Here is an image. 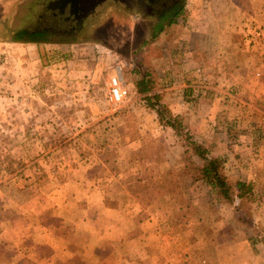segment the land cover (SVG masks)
<instances>
[{
  "label": "crops",
  "instance_id": "1",
  "mask_svg": "<svg viewBox=\"0 0 264 264\" xmlns=\"http://www.w3.org/2000/svg\"><path fill=\"white\" fill-rule=\"evenodd\" d=\"M0 1L11 7L17 0ZM237 2L192 6L185 25L173 23L160 35L166 45L155 65L162 106L184 117L190 134L225 161L231 204L245 202L238 183L251 187L254 222L241 213L228 214L227 201L214 198L203 180L192 179L186 186L195 214H188L186 203H181L187 216L181 224L171 209L164 211L163 197L151 198L125 183L119 197L96 186L76 210L68 212L67 205H60V212L38 216L37 222L28 214L26 248L14 243L19 236L13 227L1 236L0 264H264V247L250 243L256 224H264V17L254 9L244 13ZM204 13L208 18H201ZM248 22L262 27L260 47L250 46ZM172 42L183 48L180 58L171 57ZM117 71L124 76L122 67ZM161 141L167 145L164 138ZM153 158L151 174L184 167L179 145L175 151L162 148ZM193 160L202 165L198 156ZM140 183L144 190L153 184ZM150 198L162 208L150 212L147 220L141 212ZM58 258L65 262L57 263Z\"/></svg>",
  "mask_w": 264,
  "mask_h": 264
},
{
  "label": "rangeland",
  "instance_id": "2",
  "mask_svg": "<svg viewBox=\"0 0 264 264\" xmlns=\"http://www.w3.org/2000/svg\"><path fill=\"white\" fill-rule=\"evenodd\" d=\"M226 1L186 0L183 11L154 35L131 20L115 27L107 22L98 31L99 36L89 42L0 44V239L14 227V234L19 236L14 243L26 248L28 214H34L37 222L38 216L60 212L64 205L68 206V212L76 210L81 199L96 186L119 197L120 185L125 183L135 192L139 188L142 194L154 198L138 185L140 181L153 183L169 169L157 175L149 171L154 165L152 157L155 153L160 155L162 148L175 151L178 145L182 147L184 167L172 169L185 168L184 143L190 133L185 118L169 110L173 117H179L186 131L173 129L159 113L162 103L159 102L158 108L149 106L135 81L142 72L152 71L156 80L148 95L159 93L155 59L166 45L160 42V35L173 23L185 25L192 6L202 8L210 3L221 7ZM236 1L244 7V13L254 9L264 17V0ZM1 4L0 1V17L10 9V4ZM206 15L201 14V18H208ZM248 23L251 31L248 35L253 38L250 46L260 47L262 27ZM172 43L175 51L171 57L180 58L183 48L177 42ZM118 67L123 69L125 78L123 75L122 78L130 93L124 103L116 105L109 91L110 79ZM173 178L182 181L183 188H176V197H163L162 204L164 211L171 209L181 224L187 217L181 203H186L188 214H195L194 204L188 201L190 192L185 190L193 177ZM112 184L113 187L107 186ZM250 196L245 195V202L237 206L226 200L227 213H241L245 220L254 222ZM151 198L144 205L146 211L141 212L147 220L150 212L162 208L154 205ZM255 232L250 243L264 247V224H256ZM60 261L65 262L58 258L57 263Z\"/></svg>",
  "mask_w": 264,
  "mask_h": 264
},
{
  "label": "flooded vegetation",
  "instance_id": "3",
  "mask_svg": "<svg viewBox=\"0 0 264 264\" xmlns=\"http://www.w3.org/2000/svg\"><path fill=\"white\" fill-rule=\"evenodd\" d=\"M186 0H17L0 18V42L36 45L89 42L110 27L137 22L157 34L184 9Z\"/></svg>",
  "mask_w": 264,
  "mask_h": 264
},
{
  "label": "trees",
  "instance_id": "4",
  "mask_svg": "<svg viewBox=\"0 0 264 264\" xmlns=\"http://www.w3.org/2000/svg\"><path fill=\"white\" fill-rule=\"evenodd\" d=\"M237 4L242 6L239 2H237ZM141 74L140 78L135 81L136 88L140 94H145L149 102V106L152 108H158L159 102L161 101V95L159 93H154L152 96L148 95L149 91L154 88L156 73L148 70L142 72ZM159 113L161 114L162 119L173 129H176L179 132L182 130L186 131L179 117H173L167 107L160 106ZM165 114L172 116L173 119H169ZM186 135L184 143V146L186 147L185 152L187 153L185 168L182 171H176L169 168L162 172L159 177L154 180L150 188H147L149 194L152 197H176L178 195H176V193H178L176 188L183 187L180 185L182 181L175 180L173 176L178 175L183 178L190 175L195 181L203 180L208 183L213 194L217 196V198L231 201L232 186L230 185L224 170L225 161L221 157L212 156L210 154V149L204 144L198 142L192 134L187 133ZM193 156H198L202 160V165H198L193 160ZM238 187L240 188V197L252 193L250 186L238 183ZM181 210L182 209L180 208V211ZM174 220L176 221V218H174Z\"/></svg>",
  "mask_w": 264,
  "mask_h": 264
},
{
  "label": "built area",
  "instance_id": "5",
  "mask_svg": "<svg viewBox=\"0 0 264 264\" xmlns=\"http://www.w3.org/2000/svg\"><path fill=\"white\" fill-rule=\"evenodd\" d=\"M200 72V70H199ZM260 75V73H259ZM129 88L127 87L125 81L121 77V75L116 72L115 75H113L110 79V99L111 101L118 105L122 104L126 101V99L129 96Z\"/></svg>",
  "mask_w": 264,
  "mask_h": 264
},
{
  "label": "water",
  "instance_id": "6",
  "mask_svg": "<svg viewBox=\"0 0 264 264\" xmlns=\"http://www.w3.org/2000/svg\"><path fill=\"white\" fill-rule=\"evenodd\" d=\"M121 77H122V74L120 73Z\"/></svg>",
  "mask_w": 264,
  "mask_h": 264
}]
</instances>
